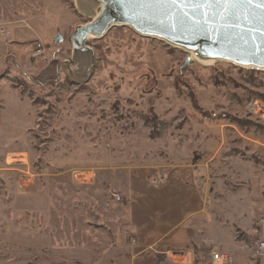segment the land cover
Returning <instances> with one entry per match:
<instances>
[{
  "label": "rangeland",
  "instance_id": "1",
  "mask_svg": "<svg viewBox=\"0 0 264 264\" xmlns=\"http://www.w3.org/2000/svg\"><path fill=\"white\" fill-rule=\"evenodd\" d=\"M77 3L0 0V264L130 245L136 196L172 176L191 180L204 211L196 259L253 264L264 241V71L203 65L123 26L87 40L91 68L73 51L76 29L93 21Z\"/></svg>",
  "mask_w": 264,
  "mask_h": 264
},
{
  "label": "water",
  "instance_id": "2",
  "mask_svg": "<svg viewBox=\"0 0 264 264\" xmlns=\"http://www.w3.org/2000/svg\"><path fill=\"white\" fill-rule=\"evenodd\" d=\"M91 1L100 9L99 16L78 27L72 37L75 57L90 56L91 68L95 51L87 40L101 39L123 26L192 52L203 61L264 71V0H253L251 5L221 0L208 7H197L201 0Z\"/></svg>",
  "mask_w": 264,
  "mask_h": 264
},
{
  "label": "crops",
  "instance_id": "3",
  "mask_svg": "<svg viewBox=\"0 0 264 264\" xmlns=\"http://www.w3.org/2000/svg\"><path fill=\"white\" fill-rule=\"evenodd\" d=\"M173 179L172 176L161 183L146 185L147 191L136 196L138 203H132L128 215L133 238L130 245L111 246L101 256L90 248L61 250L55 258L43 259L40 264H213V256L209 263L195 257L206 249L197 227L204 211H194L193 184L186 176ZM29 259L18 263L33 264V258Z\"/></svg>",
  "mask_w": 264,
  "mask_h": 264
},
{
  "label": "built area",
  "instance_id": "4",
  "mask_svg": "<svg viewBox=\"0 0 264 264\" xmlns=\"http://www.w3.org/2000/svg\"><path fill=\"white\" fill-rule=\"evenodd\" d=\"M44 53L42 45H38L33 57L37 58ZM258 226L264 228V216L260 217ZM251 259L253 264H264V241L257 242L253 247ZM227 257L222 254H214L212 258L213 264H225Z\"/></svg>",
  "mask_w": 264,
  "mask_h": 264
},
{
  "label": "bare ground",
  "instance_id": "5",
  "mask_svg": "<svg viewBox=\"0 0 264 264\" xmlns=\"http://www.w3.org/2000/svg\"><path fill=\"white\" fill-rule=\"evenodd\" d=\"M77 8L81 13L92 16L93 20L96 19L100 14V9H97L98 7L95 6V4L91 0H78ZM172 47H174V46H172ZM174 48H176V47H174ZM177 49H180L182 51L187 52L186 50L181 49V48H177ZM187 53H189L195 61H198L200 64H203V65H212L213 63L220 62V61H203V60L198 59L192 52H187ZM85 57H87V56H85ZM12 163L9 162L7 164L9 166H11Z\"/></svg>",
  "mask_w": 264,
  "mask_h": 264
},
{
  "label": "snow or ice",
  "instance_id": "6",
  "mask_svg": "<svg viewBox=\"0 0 264 264\" xmlns=\"http://www.w3.org/2000/svg\"><path fill=\"white\" fill-rule=\"evenodd\" d=\"M171 2L173 4H176L177 0H171ZM213 2L220 3L221 0H201V2L197 4V7H200V6L208 7V6H211ZM230 2L237 3V4L246 3L248 5H251L253 0H230Z\"/></svg>",
  "mask_w": 264,
  "mask_h": 264
},
{
  "label": "trees",
  "instance_id": "7",
  "mask_svg": "<svg viewBox=\"0 0 264 264\" xmlns=\"http://www.w3.org/2000/svg\"><path fill=\"white\" fill-rule=\"evenodd\" d=\"M3 77H4V76H3ZM3 77H2V78H3Z\"/></svg>",
  "mask_w": 264,
  "mask_h": 264
}]
</instances>
